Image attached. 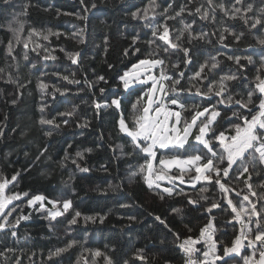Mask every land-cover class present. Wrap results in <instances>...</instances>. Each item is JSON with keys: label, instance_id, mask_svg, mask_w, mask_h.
Returning a JSON list of instances; mask_svg holds the SVG:
<instances>
[{"label": "trees", "instance_id": "16d2710c", "mask_svg": "<svg viewBox=\"0 0 264 264\" xmlns=\"http://www.w3.org/2000/svg\"><path fill=\"white\" fill-rule=\"evenodd\" d=\"M93 3L95 8L91 7ZM221 4L224 9L219 7ZM24 5L30 7L27 15L20 16L25 31L22 42L17 44L7 25ZM201 6L202 12L207 9L210 14L214 8L215 19H202L196 12ZM182 7L184 11L176 16ZM236 8L240 11L235 12ZM133 12L138 13L136 17ZM257 19L261 23H255ZM164 24L172 42L179 44V48H169L167 53L163 51L164 42L152 35L157 26ZM186 24L192 29L183 31ZM33 28L40 35L27 41L28 31ZM200 33L207 35L201 38ZM137 34L140 38L133 44L132 37ZM44 35H48L47 40ZM9 40L11 54L7 50ZM152 40L155 43L149 44ZM261 40L264 0H212V7L208 0H84L83 4L81 0H0V180L10 181L6 195L21 194L5 209L7 212L15 208L8 216L9 224L26 217L18 226L0 230V264H182L179 241L198 239L210 220L218 241L216 254L221 257L215 264H244L243 258L252 255L254 248L257 255L259 242L248 247L244 241L239 254L223 256V248L230 247L240 235L241 223L214 182L199 181L195 187L178 183L171 196L162 188L154 186L150 190L144 180L146 168L145 173L139 172L146 154L134 150L131 138L120 132L119 120L123 116L132 127V104L141 96L140 103L146 104L144 93L150 88L145 83L125 89L120 80L123 72L143 58L163 59L164 64L156 71L172 78L165 81V98H176L185 106L179 109L180 127L183 121L191 120L194 111L205 107L209 113L200 117L198 124L210 118L213 109L220 113L206 137L219 155L222 146L213 133L235 135V125L243 126L244 116L251 119L258 111L259 99L264 98L256 89L257 77L264 78ZM23 42H28L27 48ZM185 48L189 50L187 56ZM76 53L79 56L73 63L70 55ZM236 56L241 58L239 64L229 59ZM202 65H206L203 71ZM197 72H201L199 77ZM228 75L237 78L222 81ZM100 76L103 81L98 79ZM175 80L180 83L172 91ZM221 82L225 91L223 96H217ZM41 83L47 88L41 89ZM209 86L213 91L209 92ZM249 91L253 92L252 103H247ZM229 95L231 102L227 100ZM113 99L120 101L119 108L112 104ZM236 100L247 107H241ZM42 118L53 123L42 124ZM197 134L198 128L194 127L184 148L158 150L157 157L210 155L195 139ZM255 155L253 166L252 155L245 154L247 173L239 175L237 164L227 178L228 198L238 207L242 202L250 209L251 204L243 200L248 195L260 213L244 216L253 230L249 239H254L257 223L264 230V164ZM226 163L225 160L221 167ZM159 167L158 160L154 161L155 170ZM133 172L137 175L132 176ZM168 174L181 173L173 166ZM14 175L16 180L12 181ZM194 175V168L183 173L184 181H192ZM246 181L252 185L251 192ZM37 193L59 201L57 207L63 200H70L71 207L67 211L61 208L63 215L52 220L39 202L28 204ZM157 193H163L164 198ZM189 199L196 203L189 204ZM212 202L221 206L209 213ZM173 208L181 211L175 213ZM77 211L81 216L75 225H70ZM85 217L96 219L86 221ZM70 241L75 243L67 247ZM196 247L202 259L208 246L202 241ZM58 248L65 250L50 258ZM97 251L101 255H95Z\"/></svg>", "mask_w": 264, "mask_h": 264}, {"label": "snow or ice", "instance_id": "6c2138e0", "mask_svg": "<svg viewBox=\"0 0 264 264\" xmlns=\"http://www.w3.org/2000/svg\"><path fill=\"white\" fill-rule=\"evenodd\" d=\"M7 3V0H5ZM237 3H240L241 0H236ZM81 3H84V0H81ZM208 4L212 7V0H208ZM30 5H24L23 11L14 19L9 22L7 25L8 31L12 33L13 39H15L16 43L19 44L22 42L21 36L25 31L24 21L20 19V16L27 15V9ZM92 8H95L96 5L93 3L91 5ZM201 7L196 8V12L201 15L202 19L211 18L215 19V11L214 8L211 12L205 9L203 12L201 11ZM220 8L224 9V5H219ZM85 12L88 11V8L85 7ZM167 11V9H165ZM184 11L182 7L179 12L176 13V16L181 15ZM235 12H239L240 9H234ZM138 13L133 12L132 16L136 17ZM225 14L227 15L228 12L225 9ZM81 19L86 20V16L80 17ZM174 18V17H169ZM244 19V17H241ZM245 23L247 20L245 19ZM255 23H261L260 19H257ZM255 27V24L252 25ZM162 29V31H161ZM192 29L190 24H186L184 26L183 31H189ZM227 31V29L225 30ZM33 35H40L36 32V30L30 29L27 35V41H31ZM153 37L158 38L160 41L164 42L163 51L167 53L169 48L177 49L179 48V44L173 43L170 38V31L167 24L159 25L152 33ZM207 35L206 33H200L199 36L202 38L203 36ZM139 35H134L132 37L133 44L139 39ZM239 39V37H235ZM44 40L48 39V35L43 36ZM179 40V35L176 37ZM223 40V36L221 37ZM149 44L155 43L154 40L148 41ZM261 44H264V40L260 41ZM24 47H28V42H23ZM40 47V45H37ZM8 53L11 54L12 52V40H9L7 45ZM134 51L138 52L139 48H135ZM185 56L188 54V49H183ZM125 55H128V49H125ZM151 55V54H150ZM158 55V54H157ZM79 53L74 55H70V59H72L73 63L77 62V57ZM45 59L55 58L45 56ZM25 59H27V55H25ZM229 59H234L237 64L240 63V57H229ZM164 64V60L160 58H148V59H141L138 63L132 65V69L134 71H126L121 77L120 80L123 83V87L128 89L133 83V81L139 83H147L146 80H143L141 77L143 75L141 69L145 72H149L151 69L155 68L156 66H162ZM217 65L215 63L212 64V67L215 68ZM206 65L201 66V71ZM183 73H181V76ZM197 77L201 75V72H197L195 74ZM237 77L235 75H228L222 78L223 80H235ZM65 80L68 79L67 76L64 77ZM99 80L103 81L104 77L100 76ZM148 79L152 81L151 87L148 89L144 96H147V103L141 104L140 101L143 100V96L137 98V102L132 104V127H129L126 123V120L123 116H121L119 120V130L122 133H125L128 137L131 138V143L134 146V150H139L140 152L146 154L145 156V163L140 165L139 172L145 173L144 175L145 183L147 184L148 188L152 190L155 188H160V184L157 181H162L168 179L171 183L174 180H179L180 183H184L183 173L191 172L194 168L195 175L192 176V180L199 182L205 181L209 184H213L214 186H218L222 197L227 200V205L231 208V212L234 214V218L241 223V231L240 235H238L235 241L232 243L230 247L223 248V256L227 257L230 253L239 254L241 247L244 245V241H247L248 246H253L256 242H259V259H256V251L257 248H254L253 253L251 256H245L244 264H264V230L261 229L260 224L257 223L256 230H255V237L254 239H249V234L252 233V228L248 221L244 220V216L248 215L249 212L253 215L259 216L260 213L256 211L255 204H252L249 200L248 195L243 196L244 201H248L251 204V208L248 209L245 207L244 203H240L239 207L233 203L232 199L228 198V193L230 188L227 184V178L229 177L230 170L233 168V165H239V175H243L244 173L248 172V164L245 163V154L249 153L252 155V163L255 166V161L258 160L260 163L264 164V98L259 99L258 111L255 115L249 117H243V126L240 124L235 125V135L233 136H226L224 132H220L218 135L213 133L215 140L219 142L222 146V152L218 155L216 151L210 147V141L206 138L210 129V125L213 124L215 118L220 115L218 111L214 109L211 111L210 118H206V121H200L198 124L197 121L200 117L205 116L206 113H209V108L205 107L203 111H194V114L191 116V120L183 121V127H180L181 121V112L180 111H171L169 110L163 100L161 99H154L156 93L159 91L160 93L166 94L165 86L162 81L171 80L172 78L167 76L163 71H161L159 78L155 75H149ZM257 84L256 89L259 90L261 97H264V78L257 77ZM180 83L179 80L173 81L172 91H175V85ZM159 85V87H157ZM41 89H46L47 85L41 83ZM104 89H101L103 92ZM199 91V90H197ZM213 91L212 87L209 86V92ZM225 91V87L223 82L220 84V90L216 92L217 96H223ZM248 101L247 103H252L253 92H248ZM232 96H228V102L232 101ZM15 102V101H13ZM221 102H224L221 100ZM237 104H240L241 107H247L246 103H242L240 100L235 101ZM170 103L172 105H178L181 109H184V104L180 103L176 98H170ZM112 104L115 105L117 108L120 107V101L118 99H113ZM139 105V106H138ZM97 108L100 107L99 104L96 105ZM251 112L252 110L249 109ZM234 115H236L234 113ZM172 117H175V120H172ZM42 124H52V120H44L43 118L40 121ZM67 123V121H64ZM198 128V134L196 135L195 139L203 144L205 148H207L208 153L210 155H188L186 158H181L179 155H172L171 157H167L166 154H162L160 158L157 157L158 150H168L172 152L174 148H184V145L187 143L189 135L192 133L193 128ZM51 135V133H47ZM251 150V151H250ZM90 151V150H89ZM79 155V153H78ZM158 160V164L160 165L158 170L154 169V161ZM227 161L226 166L221 167V164L224 161ZM176 167L180 170V175H173L169 176L168 173L172 169V167ZM81 171H87V169H81ZM18 175V174H17ZM137 175L136 172L132 173V176ZM12 181L16 180V176L14 175ZM10 181L5 178L0 180V230H5L8 227H15L19 225L20 219H26V217L21 216L19 219L15 221L14 225H10L8 221V216L15 211V208L5 212V209L8 208L10 204H12L13 200H19L21 198V194L13 193L11 195H6L5 190L8 186ZM247 183L248 189L252 191V185ZM195 187V184L193 185ZM207 189L201 188V191H206ZM163 193H167L169 196L173 195V188L165 187L163 189ZM163 193H157L161 199L164 198ZM27 196V193L23 194ZM252 195H256L255 192H252ZM45 197L43 196H35L32 199L28 200V204L34 205L37 201H44ZM49 203L53 204V208L56 207L59 201H49ZM63 211H67L71 207L70 200H63ZM189 204H194L196 201L189 199ZM125 205H122L124 207ZM221 204L219 202H212L210 207L207 211L210 213L212 209L220 207ZM41 208L44 207L43 203L40 205ZM173 212L179 213L181 210L178 208H173ZM63 215L62 211H51L49 216L52 220H55L56 217ZM81 216L80 212H76L75 215L69 220L70 225H75L77 223V218ZM87 220H95V217H85ZM130 219H133L130 217ZM157 220H160V217H156ZM214 219V218H213ZM100 221L103 222V217H100ZM161 223H164L163 220H160ZM214 225L210 220L208 224L205 225L204 228L200 230V237L198 239H192L188 237L183 241L179 247L189 255L188 264H215V260L221 259L220 256L216 255L217 253V243L218 241L214 239ZM12 235L15 236L16 233L12 232ZM207 244V249L203 252L204 259L202 261H197L192 259V253L195 251L194 245L201 243ZM75 241H70L67 247H71ZM65 249L58 248L56 249L55 254L58 255L59 253L63 252ZM95 255L99 256L101 253L97 251ZM110 264V262H109ZM224 264H227V261H224Z\"/></svg>", "mask_w": 264, "mask_h": 264}, {"label": "rangeland", "instance_id": "374dc122", "mask_svg": "<svg viewBox=\"0 0 264 264\" xmlns=\"http://www.w3.org/2000/svg\"><path fill=\"white\" fill-rule=\"evenodd\" d=\"M143 59H148V58H143ZM141 60V59H140ZM139 62V60L137 61V62H135V63H133V64H136V63H138ZM132 64V65H133ZM132 65L127 69V70H125L124 72H123V74L126 72V71H134L133 69H132ZM157 67H159V65L158 66H156L155 68H153V69H151L149 72H145L143 69H141V71H142V73H143V75H142V79L143 80H146L147 81V83H149L150 84V87H151V84H152V81L151 80H149L148 79V76L149 75H155L157 78H159V76H160V73L161 72H159V73H157V71H156V69H157ZM122 74V75H123ZM121 75V76H122ZM162 83L164 84V86L166 87V84H165V81H162ZM137 84H145V83H139V82H136V81H133V83H131V85H130V87H132V86H134V85H137ZM129 87V88H130ZM157 87H159V85L157 86ZM165 97V94H163V93H160L159 91L156 93V95H155V97H154V99H162V98H164ZM146 103H147V100H146ZM167 107V106H166ZM169 110H171V111H179L178 109H176V108H171V107H167ZM203 111V110H202ZM210 114H211V112H210ZM172 120L174 121L175 120V117H172ZM154 163V162H153ZM155 169V168H154ZM169 176H173L172 174H168ZM177 182V183H176ZM157 183H159L160 184V188H162V189H164L165 187H171V188H174L175 186H177L178 185V183H180V181L179 180H174V181H172L171 183L169 182V180L168 179H166V180H162V181H157ZM196 183V181H194V180H192V181H185L184 182V184H189V185H194ZM35 196H43L42 194H39V193H37L36 195H34V196H32L30 199H32L33 197H35ZM44 197V196H43ZM49 201H53L52 199H49V198H45L44 199V201H42V202H40V201H37V202H39V204L41 205V203H43V205H44V208H45V210H46V212L49 214L51 211H61V208H63V203H61V207L59 206V207H57V205H56V207L55 208H53V204L52 203H49ZM0 222H2V221H0ZM217 255V254H216Z\"/></svg>", "mask_w": 264, "mask_h": 264}, {"label": "built area", "instance_id": "2783aa9c", "mask_svg": "<svg viewBox=\"0 0 264 264\" xmlns=\"http://www.w3.org/2000/svg\"><path fill=\"white\" fill-rule=\"evenodd\" d=\"M166 75L170 77V75H169L168 73H166ZM161 100H163L165 106H167V107L176 108V109H178V110L180 109V107H179L178 105H172V104L170 103V98H165V97H164V98H162ZM178 101H179V100H178ZM179 102H180V101H179ZM180 103H181V102H180ZM185 239H187V238H183V239H181V240L179 241V245L182 244L183 241H184ZM193 247H194L195 251L192 253V259L197 260V261H202V260H203V257H202V259H201V258L199 257V255L197 254V247H196V244H195ZM180 250H181L182 253H183V263H182V264H188L189 255L186 254L181 248H180Z\"/></svg>", "mask_w": 264, "mask_h": 264}, {"label": "crops", "instance_id": "0c3cea01", "mask_svg": "<svg viewBox=\"0 0 264 264\" xmlns=\"http://www.w3.org/2000/svg\"><path fill=\"white\" fill-rule=\"evenodd\" d=\"M247 246H248V245H247ZM248 247H249V246H248ZM205 250H206V249H205ZM205 250H204V251H205ZM204 251H203V252H204ZM203 252H202V256H203ZM249 256H251V255H249ZM203 259H204V257H203ZM256 259H257V260L259 259V253L256 255Z\"/></svg>", "mask_w": 264, "mask_h": 264}]
</instances>
